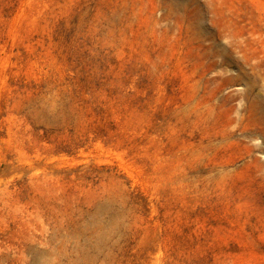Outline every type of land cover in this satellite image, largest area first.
Segmentation results:
<instances>
[{
  "label": "rangeland",
  "instance_id": "rangeland-1",
  "mask_svg": "<svg viewBox=\"0 0 264 264\" xmlns=\"http://www.w3.org/2000/svg\"><path fill=\"white\" fill-rule=\"evenodd\" d=\"M0 264H264V0H0Z\"/></svg>",
  "mask_w": 264,
  "mask_h": 264
}]
</instances>
